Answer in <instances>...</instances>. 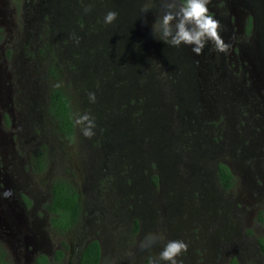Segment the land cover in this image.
I'll use <instances>...</instances> for the list:
<instances>
[{
	"label": "flooded vegetation",
	"instance_id": "af4514ba",
	"mask_svg": "<svg viewBox=\"0 0 264 264\" xmlns=\"http://www.w3.org/2000/svg\"><path fill=\"white\" fill-rule=\"evenodd\" d=\"M95 1L99 3L98 7L103 4V8L99 10L100 13L94 8L97 4L94 0L93 2L91 0H20L19 4L15 0H0V258L1 255L3 256V261L0 260V264H79L83 249L93 240L99 241L101 247L99 264H103L105 250L100 240L101 232L103 234L108 231L112 234L108 224L112 221L115 226H120L121 221L130 214H123L120 208L123 202L126 201L128 204L129 201L137 200L138 191L135 187L139 185H136L138 182L133 174H137L136 169L142 167L143 156L141 144L134 137L135 133L130 135V140L127 139L129 143H126L125 140L122 142V150L117 149L118 154L114 157H108L109 152L104 157L103 147L95 156L91 151L90 138L86 139L83 134L80 137L81 133L76 123L75 133L67 135L62 131L59 122L55 120L49 109L52 89L61 86L59 83L51 86L44 83L48 77L56 80V77L59 76V70L57 69L56 72V68L61 64L64 67L67 62L64 63L62 59H68L71 60V63L66 66L67 69L64 71L67 72L73 86L75 78L69 72L72 69H68V67H72L73 71L79 73L82 81L80 87L86 99L89 100V93H95L94 91L98 89L99 95L95 93L97 101L94 103L98 115L101 116L104 110L116 113L115 117L120 114L118 117H114L115 119L111 122L112 126L119 124L118 130H116L117 136L113 135V138L116 137L118 141H121L123 134L126 138L129 137L130 126L134 129L132 124H121L122 121H126L121 118V114L128 113L130 115L138 105V98L144 94V89L133 90L136 82L142 78L143 63L137 59H141L143 53H138V51V55L135 53L138 58L130 65L126 63L124 54L130 50L127 49L128 39L124 35L127 30L131 33L134 31V29H127V25L131 21V16L127 13L129 9L122 7L121 1L118 0ZM220 1L222 0L214 1L216 3L214 9L219 8ZM232 1L237 4H247L244 7V9L247 8V15L242 19V22L238 21L239 14L233 12L234 15H231L232 8L227 3L222 4L223 12L212 11V16L221 22L222 31L220 34L222 38L226 43L231 44L228 54L211 51V45L205 47L203 55H200L199 58L195 54L193 55L189 46L184 45L180 47L187 52L183 55L185 58L181 60V52L173 53L172 58L178 60L175 61L179 62L178 66L193 61L195 67L193 71H181L182 74L179 75L183 78H177L181 79L186 87L185 89L180 88L183 96L179 101L182 111L179 122L186 123L189 128L192 123H198L199 120L204 134L201 136V141L208 153H210L209 151L215 153L223 148L233 156L234 148L240 150L241 161H248L251 164L249 166L251 177H254L252 181L247 180L246 174L237 172L241 171V165L234 164L233 168L231 162L216 160L217 157L208 156V153L197 155L196 158L197 161L216 160L215 178L224 191L234 188L238 181L236 174L243 176V184L247 183L250 188L245 194L247 197L251 193V205L255 200L264 205V0ZM113 2L117 5L113 6ZM131 5L132 7L140 6V0H132ZM121 9L125 13L120 11ZM25 10L28 18L22 19V27L17 26V16L20 11ZM108 11L118 12L117 19L112 24L104 23V17ZM226 12L230 13L226 14ZM99 17L100 21H97ZM55 36L58 42L55 47H51L46 39L55 38ZM112 39L120 41V44L115 46ZM105 43H109L113 50L105 47ZM174 50L178 52L179 48L174 47ZM168 51L171 50L168 49ZM166 56L168 63L171 55L168 52ZM49 57L53 58V61L57 57V62L51 69L48 68L50 66ZM125 64L127 65L125 66ZM42 76L45 79L43 85L41 84ZM148 76L147 72L146 77ZM111 81H126L127 85L105 98L109 93ZM148 83L150 84V82ZM145 87L149 88L150 86L147 84ZM61 88L71 97L75 111L76 103L71 93L66 88ZM170 89H173L172 85ZM219 90L222 94L219 95L217 102L218 108L216 109L218 110L214 113L213 102L217 100H215L213 92ZM133 98L137 100L134 107L128 104ZM190 98H194V101H191ZM103 99L112 100L116 107H105L100 103ZM185 100H187V105ZM209 103H211L210 108L207 107ZM122 104H126L127 107L119 110L122 108ZM149 104L156 106L154 117L157 121L150 113ZM149 104L144 107L138 136H144L143 128L147 136L155 135L156 122L159 124V120L165 118L167 111L162 109V107H167L165 104L153 99ZM88 106L90 110L91 106ZM98 124L102 126L101 122ZM98 127L96 126L94 131L99 132V136L103 135L104 138L109 136L107 131H101L103 127ZM189 129L190 138L196 143L198 136L194 131L199 132L200 130L193 126ZM205 131L209 133H205ZM45 132H49L59 141L56 148H61V150H57V154H50L55 145L48 142ZM187 138L189 137L187 136ZM76 142L78 146H87L90 158L80 150L81 157L74 154L73 144ZM157 146L159 143L155 144L154 141H151L147 147L152 157L160 160L158 169H161L160 165L164 169L169 168L165 179L177 182L174 175H177L176 172L179 169L170 167V154L166 156L167 164L162 160V156L156 150ZM250 147L251 150L248 149ZM45 150L49 155V162L46 169L42 170L40 162L34 156L39 151ZM246 151L249 153L244 155L243 153ZM92 155L102 164L103 159L110 164L105 167L100 165L94 176L89 177L91 180L90 189L98 187L92 201L93 213L86 209L84 201L86 198L73 179L77 173L74 168L77 161L81 163L85 157L86 160L83 159V162L86 164L89 160V164L93 167ZM157 155L159 157H155ZM55 157L69 164L71 167L70 173L67 172L69 175H54L56 163L53 161L56 160ZM52 158H54L53 161ZM121 159L124 160V163H120ZM220 164L230 169L233 175V187L228 189L222 187L218 178ZM122 165H126V167L124 168ZM91 166L89 168L92 169ZM102 169L107 173L111 172L112 180L101 181V178L105 176ZM122 171H126L125 174L118 175ZM191 177L190 180H181V187L184 185L186 191L188 188L192 192L200 191L201 206H197L198 209H195L190 205H186V207L180 203L185 195L189 196L192 192H178L173 198L166 199L170 205V218L177 220L175 225H170V227L165 222L162 223L168 227L167 232L163 230L168 237L167 241L181 240L179 233L189 230L193 222H197L201 228L198 235L205 238L214 223V220L199 219L203 214V205L208 198L204 184L207 181L203 179L202 174ZM58 178L70 181L82 194L81 221L71 226L68 225L67 228L59 222L62 218L61 214L51 211L53 184ZM127 179L130 180L129 184L126 183ZM158 182L159 176L155 177L153 183L158 184ZM6 189H12L11 198H5L2 195ZM162 198L165 200L164 196ZM95 202H98L99 206ZM217 202L218 200L215 198L210 200L211 205H214L215 208ZM91 214L93 217L90 216ZM183 214H187V217L183 218ZM259 219L264 222V209L259 214ZM81 224L88 231L84 235L90 234L91 227L99 230L100 235L83 236L80 239L79 226ZM220 227L222 228V225ZM142 228V223L137 220L132 231L141 233ZM220 230L219 228L216 232ZM259 238L264 237L256 238L254 244L251 241V257L257 256L255 249L258 248L261 251V259H264V253L258 243ZM113 239L115 240L114 237ZM197 239L201 242L199 244L195 242L196 247L202 248L204 246L203 239ZM212 239L213 236L210 235L206 240L212 244L210 251L217 248ZM119 240L120 238L116 243L120 244L121 242L120 245H122V241ZM195 245L192 246L194 249ZM118 248L121 249L119 245ZM118 248L116 246L117 252L121 253ZM189 251L188 247L186 259L180 264H196L194 257H190ZM145 252L148 250L145 249ZM141 254H143L141 250L139 253L136 250L129 256H134V258L138 256L137 258H139ZM223 256L222 254L220 257ZM231 258L232 256L224 260L226 264ZM238 260L240 261L239 258ZM117 263L119 264L118 261ZM125 264H127V260H125Z\"/></svg>",
	"mask_w": 264,
	"mask_h": 264
},
{
	"label": "rangeland",
	"instance_id": "374dc122",
	"mask_svg": "<svg viewBox=\"0 0 264 264\" xmlns=\"http://www.w3.org/2000/svg\"><path fill=\"white\" fill-rule=\"evenodd\" d=\"M91 1L93 2V0ZM98 1L102 2V0ZM118 1H121V4L123 5L122 7L129 9L127 13L131 16V21L127 25V29H134L132 33L127 30V33H125L124 35V37L128 39L127 49L130 50V52L127 51L124 54L126 63H129V65L132 64L133 61L138 58L135 55V53H137L138 51V53H143V57L141 59H137L138 61H141V63H143V70H141L142 73L140 72L142 78L141 80L136 82L135 88L133 90H135L136 88H138L139 90L144 89V94L138 98L139 102L137 106H135L137 101L135 98L131 99L130 102H128L129 106H135V109H133V112L130 115H128V113L121 114V118L126 119V121H122V125H134V129L130 126L129 137L126 138L125 135L121 133L123 134L122 137H124H121V141H118L116 137L113 138V135L117 136L116 130H118L117 127L119 126V124H115L112 126L111 122L120 114L115 117L116 113H111L109 110H104L101 116L98 115V110L97 108H95L94 103H91L88 99H86L82 93L80 87L82 81L81 77H79V73L73 71L72 67H68V69H72L69 70V72L75 78V83L73 86V84L71 83V79L66 74L67 72L64 71L65 69H67L66 66L70 65L71 60L62 59L64 63H67L64 67H62L63 64L60 63L61 66L56 68V72L57 69L59 70V76L56 77V80L50 79L48 77L46 78V83H44L45 79L43 76L41 79L42 85L44 83L47 86H51L59 83L61 87L66 88L67 91L71 93L73 100L76 103L75 115L77 116V114L84 113L90 114L91 117L95 119V122H97L96 126H99L98 128L103 127L101 129L102 132H108L109 136L105 138L103 137V135L99 136V132H95L96 135H94L90 139L85 137L90 141V146L92 149L91 151H93V155L96 156V154L99 153L100 149L103 147L102 151L104 157H106L108 152V157H114L116 154H118L117 149L122 150V142L124 140L126 143H129L130 135H132L133 133H135V139L141 144L140 148L143 156L142 167H138L135 171L137 174H133V177L136 178V181L138 182V184L136 185H139L135 187L138 191V193L136 194L137 200L129 201L128 204L126 201L123 202L122 206L120 207L123 214H130L121 221L120 226H115V223H112V221L108 224L110 225L109 229L112 234H110L108 231H105L103 234L101 232L100 240L102 241L105 250L103 264H118L117 261L119 262V264H125V260H127V264H165V262H162L159 259V253L163 249L164 245L168 242V237L164 233V231L167 232L168 227H170V225H175V221H177L173 218H170V205L168 204V200L166 199L173 198L175 196V193L178 192L191 193L192 191H190V188H188V191H186L184 185L181 187V180H190L192 178L191 176L196 174H202L203 179H206L207 183L204 184L208 193L207 202L203 205L202 209L203 214L200 215L199 219L205 221L214 220V223L212 224L211 230L206 234L205 238L198 235L201 228L199 227L197 222H193L189 230H183L179 233L180 239L184 241L190 248V257H194L196 264H226V261L224 260L231 256L238 257L241 264H264V259H261L260 257L261 251H259L257 247V250L255 249V255L257 254V256L251 257V241L254 244L256 238L264 237V222H261L259 219V214L263 211L264 205L257 200H255V202L251 205V193L247 197L245 194V192L250 188L247 183L243 184V176H238V174H236L238 181H236L234 188L230 191H224L217 183L215 178V161L220 159L224 160L225 162H231L233 168L234 164L241 165V171L237 172L246 174L247 180L249 179L252 181L254 177H251V168L249 167L251 166L250 162L248 163V161H241L239 156L240 150L235 148L233 149V156L231 155V153L226 152L223 148L216 151L215 153H211V151H209L210 153H208L206 151L207 148L204 147V143L201 141V136H204V134L202 132V128L200 127L199 120L197 119L198 123L194 122L191 124L193 128H198L200 130L199 132L197 130L194 131L196 136H198V141L196 143H194L192 138H190L191 132L189 128L191 126L188 128V125L186 123H183L181 121L179 122V117L182 114V111L180 110L181 106L179 104L180 98L183 96L181 89L186 88L184 82L181 81V79L183 78V76H180L182 74L181 71H193L195 70V67L193 61L178 66L179 62H175L178 60L172 58L173 53L181 52L182 60L183 58H185L183 55L187 52L185 50H182L181 47H178V52H175L174 47L168 46L163 41H160L154 37L153 23L157 19V17L161 15L162 0H140V6L136 5L134 7H132L131 5L132 0ZM214 1L216 0H210V3L208 4L209 14L211 15L213 10L217 12H223L222 4L224 3H227V5L232 8L231 15H234L233 12L240 15L238 21L242 22V19L247 15V8L244 9V7H246L245 5H247L246 3L237 4L232 0H222L219 2V8L214 9L216 4L214 3ZM94 2L97 3L94 8L98 13H100L99 10L103 8V4L98 7L99 3L95 0ZM115 5L117 4L114 3L113 6ZM145 5H147L150 9L148 13L142 11V7ZM120 11L125 13V11L122 9ZM26 13V10L19 12L16 19L18 22L17 26L22 27V19L24 17L28 18ZM228 13L230 12H226V14ZM97 21H100V17L97 19ZM46 42L49 43L51 47H55L58 39L55 36V38H47ZM112 42L115 46L120 44V41H117L116 39H112ZM105 47H109L111 48V50H113V48L109 46V43H105ZM168 49H170L171 51H168ZM168 52L171 57L169 62L167 63L166 54ZM56 58L55 61H53V58L50 59L49 57L48 63L50 66L48 68L51 69L56 64ZM126 65L127 64H125V66ZM62 72L63 75H61ZM147 72L149 73L148 77H146ZM177 73L178 75L176 76ZM59 78L60 80H58ZM177 78L181 79L178 80ZM147 80H151L148 81L150 82V84L147 82ZM147 84L150 86L149 88L145 87V85L147 86ZM126 85V81H111L108 91L109 93L106 94L105 98H108L111 93L117 92L122 86ZM171 85L173 86V89H170ZM128 86L130 85L128 84ZM94 92L99 95L98 89ZM221 94L222 93L220 92V90L218 92H213L214 98L215 100H217L216 102H213L215 106L214 113H216L218 110L216 109L218 108L217 102L219 99V95L221 96ZM151 99L159 100V102H162L167 106L162 107V109H165L167 111L165 118L159 120V124H157L156 122L155 135H151L150 137L147 136V133L143 128L144 136H138L137 134L140 132L138 128L140 127V122H142L141 118L142 115H144V107L146 104H149ZM190 100L194 101V98H190ZM95 101H97V98ZM100 103L105 107H116L114 102L109 99H103ZM185 103L187 105V100H185ZM88 105L91 106L90 110L88 108ZM125 106L127 107L126 104H122V108H119V110H122ZM207 107L210 108L211 103H209ZM150 108V113L154 117L156 106L150 105ZM155 120L157 121L156 118ZM100 122L102 126L98 124ZM78 129L81 133L80 137H82L83 135L80 127H78ZM45 133L47 135L48 142L55 145V148L52 149L53 152H50V154H57V150H61V148H56L57 144H59V141L55 138V136L49 134V132ZM205 133L209 132L205 131ZM187 136L189 138H187ZM151 141H154L155 144L159 143V146L156 147V150L159 152V155L162 156L161 158L165 163L166 156L170 154V167L179 169L178 172H176L177 175H174L175 181L177 182L165 179V176L169 173V168L164 169L162 165H160L161 169H158L160 160L153 158L147 147L151 143ZM103 144L105 147L102 146ZM73 146L75 155L78 156L80 150L84 155H89L90 158V152L87 146H78L77 142L73 144ZM248 149L251 150V147ZM191 150H193V152H191ZM248 153L249 151H246L243 154L247 155ZM204 154L212 157L215 156L217 157V159L210 160L209 162L207 160L197 161L196 156ZM93 155V167L91 166V164H89V160L86 162L87 165L83 162V159L86 160L85 157L82 159L81 163L77 161L74 167L75 170H77V173L73 178L78 188L83 192L84 197L86 198L84 200L86 209H88L91 213L94 212L92 201L93 198H95L98 187L90 189L91 180L89 177L94 176V173L98 170L100 165L103 167L110 165L108 161L104 159L102 164V162L97 161ZM79 156L81 157V155ZM155 157L159 156L157 155ZM53 159L54 158H52L51 160L53 161ZM122 159L120 163H124V160ZM53 162L56 163L54 175H69L67 173L71 168L69 164H66V162L60 161L58 159ZM90 166L92 167V169L89 168ZM122 167L125 168L126 165H122ZM125 172L126 171L119 172L118 175H124ZM102 173L105 175L101 178L102 182L107 179L112 180L113 175L111 174V172L107 173L102 169ZM157 176H159V182L158 184H154L153 182L155 180V177ZM129 181L130 180L127 179L126 183L129 184ZM200 193V191H193L189 196L185 195L184 198L180 200V203L184 206L190 205L192 208L198 209L197 206H201ZM162 196H164L165 200L162 198ZM212 198L218 200L217 206L215 205L216 208L210 203V200ZM95 203L97 206H99L98 202ZM90 216L93 217L92 214ZM94 217L96 218V215H94ZM182 217L186 218L187 214H183ZM137 220L140 221L143 225V230L141 231V233H133L132 231L133 225ZM163 222H165L167 226H169L167 227L165 225H162ZM220 225H222V228L220 227ZM219 228L221 230L219 232H216V230ZM87 232L88 231L86 230V227L84 225L82 226L81 224L79 226L80 239L83 236L91 237L100 235V231L95 230L92 227L90 230V234L84 235ZM251 232L253 233L252 236ZM148 233H157L161 237V239L151 247H141V242L144 240L146 234ZM210 235L213 236L212 240L217 245V248L215 247V250L213 251L209 250L212 244L206 241L207 237ZM113 237L115 238V240L113 239ZM118 238H120L119 241H122V245L124 247L120 245L121 242L120 244L116 243ZM197 238L203 239L204 246L202 248L196 247L197 245H195V242L198 244L201 242ZM206 243L209 244L206 245ZM118 245L121 249L118 248ZM194 245L195 249L192 247ZM116 246L119 250H121V253L117 252ZM145 249H147L148 252H145ZM136 250L138 251V253L141 250L143 254H141L139 258H137V256V259L134 258V256L130 257L129 254H133L134 252H136ZM156 252L159 253L156 254ZM222 254L224 256L220 257ZM186 256L187 252H183L179 257H177V259L179 262H182L186 259Z\"/></svg>",
	"mask_w": 264,
	"mask_h": 264
},
{
	"label": "clouds",
	"instance_id": "9594fccd",
	"mask_svg": "<svg viewBox=\"0 0 264 264\" xmlns=\"http://www.w3.org/2000/svg\"><path fill=\"white\" fill-rule=\"evenodd\" d=\"M210 0H162L161 15L153 23L154 37L171 47L189 46L196 56L203 55L206 46L211 45V51L228 54L231 44L226 43L221 36V22L209 14ZM142 11H150L147 5ZM118 13L108 11L104 17L105 24H112ZM95 93H89V101L95 103ZM75 123L80 127L82 134L91 138L96 135L95 119L90 114H77ZM2 195L11 198L12 189H6ZM161 237L157 233L146 234L141 247H151ZM188 245L182 240L168 241L161 252L159 259L165 264H180L177 257L186 252Z\"/></svg>",
	"mask_w": 264,
	"mask_h": 264
},
{
	"label": "trees",
	"instance_id": "16d2710c",
	"mask_svg": "<svg viewBox=\"0 0 264 264\" xmlns=\"http://www.w3.org/2000/svg\"><path fill=\"white\" fill-rule=\"evenodd\" d=\"M19 4L20 0H15ZM49 109L59 126L67 135L75 133V111L71 97L61 88L55 87L51 91ZM40 162V169L45 170L49 155L47 150L39 151L35 156ZM218 178L222 187L228 189L233 187V175L230 169L220 164L218 167ZM52 208L51 211L61 214L59 222L64 227H69L76 222H80L83 213L82 194L68 180L58 178L55 180L52 189ZM70 223V224H69ZM69 225V226H68ZM138 225L136 226V229ZM259 246L264 253V238H259ZM101 257V247L99 241H91L84 249L79 264H99ZM3 261V256L0 258ZM228 264H241L236 256L232 257Z\"/></svg>",
	"mask_w": 264,
	"mask_h": 264
},
{
	"label": "water",
	"instance_id": "95a60500",
	"mask_svg": "<svg viewBox=\"0 0 264 264\" xmlns=\"http://www.w3.org/2000/svg\"><path fill=\"white\" fill-rule=\"evenodd\" d=\"M240 2H242V0H239ZM239 1H237V2H239ZM197 58H199L200 56H196Z\"/></svg>",
	"mask_w": 264,
	"mask_h": 264
}]
</instances>
